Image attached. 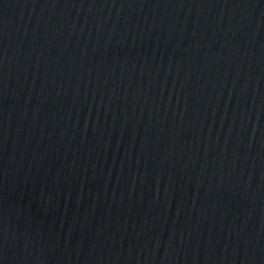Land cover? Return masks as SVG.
<instances>
[{
    "label": "water",
    "instance_id": "water-1",
    "mask_svg": "<svg viewBox=\"0 0 264 264\" xmlns=\"http://www.w3.org/2000/svg\"><path fill=\"white\" fill-rule=\"evenodd\" d=\"M0 264H264V0H0Z\"/></svg>",
    "mask_w": 264,
    "mask_h": 264
}]
</instances>
